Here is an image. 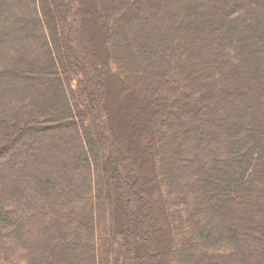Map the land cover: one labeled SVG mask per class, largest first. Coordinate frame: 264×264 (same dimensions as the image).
<instances>
[{"label": "trees", "instance_id": "1", "mask_svg": "<svg viewBox=\"0 0 264 264\" xmlns=\"http://www.w3.org/2000/svg\"><path fill=\"white\" fill-rule=\"evenodd\" d=\"M0 264H264V0H0Z\"/></svg>", "mask_w": 264, "mask_h": 264}, {"label": "rangeland", "instance_id": "2", "mask_svg": "<svg viewBox=\"0 0 264 264\" xmlns=\"http://www.w3.org/2000/svg\"><path fill=\"white\" fill-rule=\"evenodd\" d=\"M8 154L9 153L7 152L5 154V156H3V159H5L7 157L6 155H8ZM139 195H140V197H142V194L141 193H139ZM124 215H127L128 218L133 216V214H129V211L127 209H125L123 212H121L119 218H121V220H124L125 219ZM134 217H136V216L134 215ZM128 218H127V220H129Z\"/></svg>", "mask_w": 264, "mask_h": 264}]
</instances>
